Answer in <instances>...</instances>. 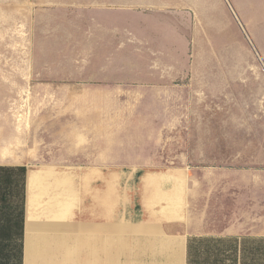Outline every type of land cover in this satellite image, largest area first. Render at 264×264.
I'll list each match as a JSON object with an SVG mask.
<instances>
[{
  "label": "rangeland",
  "instance_id": "rangeland-1",
  "mask_svg": "<svg viewBox=\"0 0 264 264\" xmlns=\"http://www.w3.org/2000/svg\"><path fill=\"white\" fill-rule=\"evenodd\" d=\"M229 1L252 42L227 0H192L187 11L198 77L169 84L170 96L181 97V111L159 115L143 105L152 91L129 84L82 100L81 84H56L70 88L64 103L46 105L58 87L42 88L47 82L35 71V22L50 15L55 0H0V166L25 164L27 175L41 171L36 190L50 197L46 204L61 198L71 236L76 237L79 188L85 187L88 208L94 188L110 176L118 180L119 223H125V182L133 178L144 187L150 217L201 230H264V0ZM51 113L61 120L47 119ZM61 128L85 134L80 139L87 164L107 167L36 170L55 159L48 146L54 138L46 130ZM156 128L175 136L142 135ZM150 155L163 168L108 167Z\"/></svg>",
  "mask_w": 264,
  "mask_h": 264
},
{
  "label": "crops",
  "instance_id": "crops-1",
  "mask_svg": "<svg viewBox=\"0 0 264 264\" xmlns=\"http://www.w3.org/2000/svg\"><path fill=\"white\" fill-rule=\"evenodd\" d=\"M191 1L55 0L47 10L50 15L35 22V71L47 82L42 88L58 87L46 105L64 103L70 88L56 84H81L79 100L129 84L154 94L142 98L146 112L180 114L181 97L175 92L170 96L169 84L196 81L199 72L189 32ZM54 115L47 119L61 120ZM148 131L142 135L175 136L161 128ZM46 133L54 138L48 146L55 159L36 170L107 167L91 160L87 164L86 143L80 139L85 134L66 128ZM157 163L150 155L108 167L163 168ZM25 167L0 166V264H264V230L238 225L201 230L168 224L160 215L150 217L144 187L136 186L133 178L125 182V223L118 222L117 176L94 188L88 208L85 187L83 192L79 188L76 237L71 236L61 198L46 204L50 197L36 190L43 174L27 175Z\"/></svg>",
  "mask_w": 264,
  "mask_h": 264
},
{
  "label": "water",
  "instance_id": "water-1",
  "mask_svg": "<svg viewBox=\"0 0 264 264\" xmlns=\"http://www.w3.org/2000/svg\"><path fill=\"white\" fill-rule=\"evenodd\" d=\"M227 2H228V4H229L230 8L232 9V11L234 12V14L236 15V18L240 21V24H241V26H242L244 32L246 33L247 37H248L249 40L252 42V40H251L250 37H249V34L247 33V31H246V29H245V26L243 25V23L241 22L240 18L238 17V15H237V13H236V11H235L233 5L231 4V2H230L229 0H227Z\"/></svg>",
  "mask_w": 264,
  "mask_h": 264
}]
</instances>
